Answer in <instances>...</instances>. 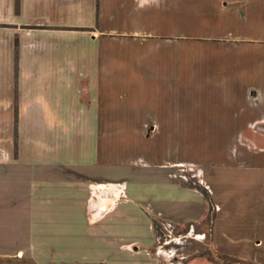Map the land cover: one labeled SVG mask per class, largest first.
<instances>
[{"label": "crops", "instance_id": "1", "mask_svg": "<svg viewBox=\"0 0 264 264\" xmlns=\"http://www.w3.org/2000/svg\"><path fill=\"white\" fill-rule=\"evenodd\" d=\"M253 123L264 0H0V260L159 264L158 224L199 225L212 206L176 174L172 139ZM147 127L165 138L151 160L111 163L104 138ZM239 168L212 182L213 247L234 258L227 237L264 246V166Z\"/></svg>", "mask_w": 264, "mask_h": 264}, {"label": "rangeland", "instance_id": "2", "mask_svg": "<svg viewBox=\"0 0 264 264\" xmlns=\"http://www.w3.org/2000/svg\"><path fill=\"white\" fill-rule=\"evenodd\" d=\"M209 115V114H206ZM211 117H215L212 113ZM191 121V120H190ZM189 123H194L191 121ZM213 124V121L208 122ZM147 135L141 136H117L118 131H111L109 137H105V143H109L110 161L126 163H144L151 160V142L155 141L159 145L165 142L163 137H151L150 128ZM120 132V131H119ZM247 135L240 136H189L184 138H173L174 145L169 144L177 150L173 157L175 160L182 159L184 162L178 164L177 175L187 185L199 188L204 191L211 200V212L207 221L202 224L186 225L183 227L162 221L158 224V238L161 243L158 245L157 252L162 260H157L159 264H189L198 257L208 259L211 264H264L263 243L254 245L246 239L235 241L227 237L225 240L228 251L236 252L237 258H224L223 254H218L213 247V230L215 214L218 206L216 205L217 195L212 184L218 170L229 167L264 166V124L253 123L249 125ZM114 133V134H113ZM171 136V135H170ZM172 136H177L172 133ZM177 142V144H176ZM179 145V147H178ZM239 177V173L234 175ZM109 191L112 196L101 201L107 209L117 198L120 190L111 187ZM107 199L110 201L105 203ZM107 204V205H106ZM247 201L238 200L229 206L231 213L247 208ZM106 205V206H105ZM102 206V207H103ZM236 207V208H235ZM192 226L195 227L192 229ZM192 229L193 231L191 232ZM15 256L17 254L15 253ZM228 256V255H227ZM259 259V261H258ZM236 260V261H233ZM135 263L137 260H126ZM0 264H33L27 260H0ZM47 264V263H46Z\"/></svg>", "mask_w": 264, "mask_h": 264}, {"label": "bare ground", "instance_id": "3", "mask_svg": "<svg viewBox=\"0 0 264 264\" xmlns=\"http://www.w3.org/2000/svg\"><path fill=\"white\" fill-rule=\"evenodd\" d=\"M116 196L119 197V193H118V192H117V195H116ZM109 201H110V199H107V200L105 201V203H106V202L108 203ZM103 204H104V203H103ZM103 204H102L101 206H103ZM106 205H107V204H106ZM106 205H105V206H106ZM103 208H104V206H103Z\"/></svg>", "mask_w": 264, "mask_h": 264}, {"label": "trees", "instance_id": "4", "mask_svg": "<svg viewBox=\"0 0 264 264\" xmlns=\"http://www.w3.org/2000/svg\"><path fill=\"white\" fill-rule=\"evenodd\" d=\"M224 258H227V257H230V256H227V255H222ZM233 259H236V258H233ZM233 261H236V260H233Z\"/></svg>", "mask_w": 264, "mask_h": 264}, {"label": "built area", "instance_id": "5", "mask_svg": "<svg viewBox=\"0 0 264 264\" xmlns=\"http://www.w3.org/2000/svg\"><path fill=\"white\" fill-rule=\"evenodd\" d=\"M158 242L161 243L160 238H158Z\"/></svg>", "mask_w": 264, "mask_h": 264}]
</instances>
